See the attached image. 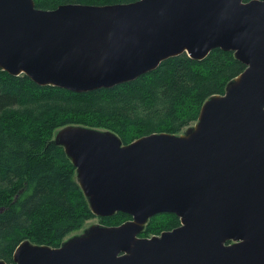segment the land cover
I'll list each match as a JSON object with an SVG mask.
<instances>
[{
  "label": "water",
  "instance_id": "1",
  "mask_svg": "<svg viewBox=\"0 0 264 264\" xmlns=\"http://www.w3.org/2000/svg\"><path fill=\"white\" fill-rule=\"evenodd\" d=\"M233 52L245 70L180 135L124 145L110 131L66 126L63 147L92 213H124L59 248L21 243L13 264H264V0H140L41 10L0 0V71L82 93L152 72L172 57ZM173 214L180 226L142 238ZM231 243V244H230ZM0 264H8L0 259Z\"/></svg>",
  "mask_w": 264,
  "mask_h": 264
},
{
  "label": "trees",
  "instance_id": "2",
  "mask_svg": "<svg viewBox=\"0 0 264 264\" xmlns=\"http://www.w3.org/2000/svg\"><path fill=\"white\" fill-rule=\"evenodd\" d=\"M34 1L38 9L55 10L68 4L140 0ZM245 68L233 52L215 49L203 60L179 55L133 81L82 93L0 71V259L13 264L16 248L25 241L59 248L71 233L97 218L75 167L63 147L52 142L61 128L110 131L124 145L151 134L180 135L197 122L204 103L224 95ZM98 219L101 225L115 227L131 217L117 213ZM179 226L177 216L161 214L150 219L140 237Z\"/></svg>",
  "mask_w": 264,
  "mask_h": 264
},
{
  "label": "rangeland",
  "instance_id": "3",
  "mask_svg": "<svg viewBox=\"0 0 264 264\" xmlns=\"http://www.w3.org/2000/svg\"><path fill=\"white\" fill-rule=\"evenodd\" d=\"M194 125V124H193ZM190 127V126H189ZM187 129V128H186ZM186 129L185 130H183L182 131V133H184L185 131H186ZM158 216V215H157ZM156 217V216H155ZM99 217H97L96 219H93V220H90V221H88V222H86V224H85V227L82 229V230H79V231H76V232H74V233H71L66 239H65V241L67 240V239H69V238H71V237H73V236H75V235H79V234H82V233H84V231L88 228V227H90L91 225H94V224H100V221H99V219H98ZM154 218V217H153ZM148 224V223H147ZM147 224H146V226H147ZM101 225V224H100ZM146 226H145V228H146ZM145 228H144V230H145ZM144 232V231H143ZM153 236H158V235H152V237ZM145 238V237H144ZM149 238H151V237H149Z\"/></svg>",
  "mask_w": 264,
  "mask_h": 264
}]
</instances>
